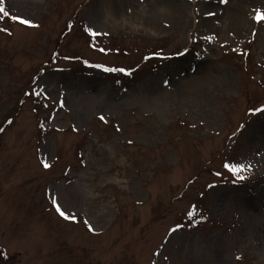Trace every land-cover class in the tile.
I'll return each mask as SVG.
<instances>
[{"label": "rangeland", "instance_id": "374dc122", "mask_svg": "<svg viewBox=\"0 0 264 264\" xmlns=\"http://www.w3.org/2000/svg\"><path fill=\"white\" fill-rule=\"evenodd\" d=\"M4 3L0 262L264 264V0Z\"/></svg>", "mask_w": 264, "mask_h": 264}, {"label": "snow or ice", "instance_id": "6c2138e0", "mask_svg": "<svg viewBox=\"0 0 264 264\" xmlns=\"http://www.w3.org/2000/svg\"><path fill=\"white\" fill-rule=\"evenodd\" d=\"M8 16H9V12L5 10L4 0H0V19H3L4 17H8ZM11 19L15 20V21H18L19 23L24 24V25L35 26V25L32 24L31 20L23 19V18H21L19 16H12ZM256 19H257V21L264 20V14H261V13L258 12L257 15H256ZM3 30L7 31V29H3ZM101 119H103V117H101ZM0 131H3V129H0ZM44 166L45 167H49V165L47 163H45ZM230 167H231V171H233L234 173H239L244 168V165H232ZM239 178L243 179L242 176H240ZM53 204L56 207L57 212L62 217H64L65 219H75V216H70L65 211H63L61 209V206L56 203L55 197H53ZM193 214H194V212H190L189 216H192ZM177 227H179V226H177ZM89 230L90 231L93 230L91 228V225H89ZM172 231H175V229H173Z\"/></svg>", "mask_w": 264, "mask_h": 264}, {"label": "bare ground", "instance_id": "6f19581e", "mask_svg": "<svg viewBox=\"0 0 264 264\" xmlns=\"http://www.w3.org/2000/svg\"><path fill=\"white\" fill-rule=\"evenodd\" d=\"M158 4H161V3H166L170 0H155Z\"/></svg>", "mask_w": 264, "mask_h": 264}, {"label": "flooded vegetation", "instance_id": "af4514ba", "mask_svg": "<svg viewBox=\"0 0 264 264\" xmlns=\"http://www.w3.org/2000/svg\"><path fill=\"white\" fill-rule=\"evenodd\" d=\"M1 254H2V253H0V255H1ZM0 258H3V257H0ZM0 264H4V263H1V262H0Z\"/></svg>", "mask_w": 264, "mask_h": 264}]
</instances>
